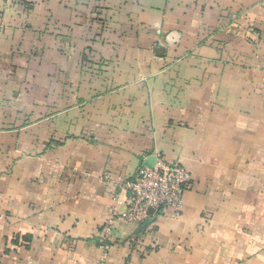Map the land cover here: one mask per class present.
I'll use <instances>...</instances> for the list:
<instances>
[{
	"label": "crops",
	"instance_id": "obj_1",
	"mask_svg": "<svg viewBox=\"0 0 264 264\" xmlns=\"http://www.w3.org/2000/svg\"><path fill=\"white\" fill-rule=\"evenodd\" d=\"M158 155L181 212L104 257ZM0 264H264V0H0Z\"/></svg>",
	"mask_w": 264,
	"mask_h": 264
},
{
	"label": "built area",
	"instance_id": "obj_2",
	"mask_svg": "<svg viewBox=\"0 0 264 264\" xmlns=\"http://www.w3.org/2000/svg\"><path fill=\"white\" fill-rule=\"evenodd\" d=\"M192 181V175L180 162L170 161L158 155L153 167L142 164L135 175L122 182L127 192L123 210L114 208L104 223L102 246L107 249L112 232L118 223L145 225L156 214L173 209L179 214L183 208V196Z\"/></svg>",
	"mask_w": 264,
	"mask_h": 264
},
{
	"label": "water",
	"instance_id": "obj_3",
	"mask_svg": "<svg viewBox=\"0 0 264 264\" xmlns=\"http://www.w3.org/2000/svg\"><path fill=\"white\" fill-rule=\"evenodd\" d=\"M156 159H157V156H153V157L149 158V159L146 161L145 165H147V166H149V167H153L154 164H155V162H156ZM141 226H144V225H141Z\"/></svg>",
	"mask_w": 264,
	"mask_h": 264
}]
</instances>
